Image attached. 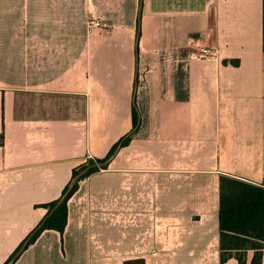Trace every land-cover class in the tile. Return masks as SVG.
Instances as JSON below:
<instances>
[{
	"label": "crops",
	"instance_id": "0c3cea01",
	"mask_svg": "<svg viewBox=\"0 0 264 264\" xmlns=\"http://www.w3.org/2000/svg\"><path fill=\"white\" fill-rule=\"evenodd\" d=\"M263 18L262 0H0V264L133 105L63 232L11 264H237L219 262V178L264 186Z\"/></svg>",
	"mask_w": 264,
	"mask_h": 264
},
{
	"label": "trees",
	"instance_id": "16d2710c",
	"mask_svg": "<svg viewBox=\"0 0 264 264\" xmlns=\"http://www.w3.org/2000/svg\"><path fill=\"white\" fill-rule=\"evenodd\" d=\"M262 2L264 12V0ZM131 116L132 129L110 147L105 157L96 159L97 161L89 159L85 163L74 167L71 170L68 183L62 189L61 195L57 199L40 205L47 208L44 217L25 236L3 264H11L44 229L63 232L67 220V201L69 197L77 189L81 179L98 171L100 167L105 168L116 149L125 146L129 142L130 136L139 122V112L135 105L132 106ZM86 168L87 170L80 174ZM218 225L220 263L227 261L229 258H234L237 264H246V257L250 252L249 264H261L264 239V186L226 175L220 176Z\"/></svg>",
	"mask_w": 264,
	"mask_h": 264
},
{
	"label": "built area",
	"instance_id": "2783aa9c",
	"mask_svg": "<svg viewBox=\"0 0 264 264\" xmlns=\"http://www.w3.org/2000/svg\"><path fill=\"white\" fill-rule=\"evenodd\" d=\"M105 26V23L103 22V18L101 16H97L94 14L89 15L86 21V31L87 33H92L95 30L101 29ZM214 52L208 48V47H202L197 53H195V56L198 58L201 57H207L212 55Z\"/></svg>",
	"mask_w": 264,
	"mask_h": 264
},
{
	"label": "rangeland",
	"instance_id": "374dc122",
	"mask_svg": "<svg viewBox=\"0 0 264 264\" xmlns=\"http://www.w3.org/2000/svg\"><path fill=\"white\" fill-rule=\"evenodd\" d=\"M91 15V14H90ZM73 73H74V71H73ZM73 73H71L70 75H72L71 76V78H73V76L74 77H76V74H78V73H74V75H73ZM68 75H69V73H68ZM108 140H111L110 139V137H109V139ZM72 141H73V137H71V136H67V135H65V136H59V144L61 145V144H63L65 147H70L71 146V144H72ZM94 159H97L96 157H93ZM93 158H88V159H90V160H92V161H97V160H94ZM103 158V157H102ZM90 162V161H89ZM61 176V168H60V175H59V177Z\"/></svg>",
	"mask_w": 264,
	"mask_h": 264
},
{
	"label": "water",
	"instance_id": "95a60500",
	"mask_svg": "<svg viewBox=\"0 0 264 264\" xmlns=\"http://www.w3.org/2000/svg\"><path fill=\"white\" fill-rule=\"evenodd\" d=\"M87 168H88V167H87ZM87 168H86L85 170L81 171L80 174H83V173L87 170ZM55 207H56V206H55ZM55 207H54V208H55ZM54 208H53V209H54ZM53 209H52V210H53ZM44 220H45V218L43 219V221H44ZM43 221H42V222H43Z\"/></svg>",
	"mask_w": 264,
	"mask_h": 264
}]
</instances>
